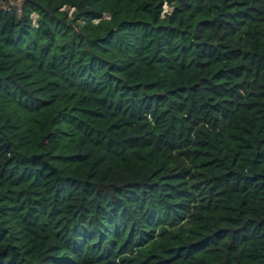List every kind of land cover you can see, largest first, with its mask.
Masks as SVG:
<instances>
[{
  "label": "trees",
  "instance_id": "trees-1",
  "mask_svg": "<svg viewBox=\"0 0 264 264\" xmlns=\"http://www.w3.org/2000/svg\"><path fill=\"white\" fill-rule=\"evenodd\" d=\"M12 2L0 264H264V0Z\"/></svg>",
  "mask_w": 264,
  "mask_h": 264
},
{
  "label": "rangeland",
  "instance_id": "rangeland-1",
  "mask_svg": "<svg viewBox=\"0 0 264 264\" xmlns=\"http://www.w3.org/2000/svg\"><path fill=\"white\" fill-rule=\"evenodd\" d=\"M20 0H13L12 4L11 5H17L19 3ZM164 12H169L170 9L167 7V6H164ZM33 19L35 20L36 19V16H33Z\"/></svg>",
  "mask_w": 264,
  "mask_h": 264
}]
</instances>
